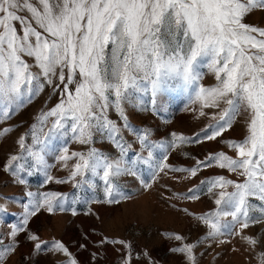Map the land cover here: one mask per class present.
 <instances>
[{"label": "snow or ice", "instance_id": "1", "mask_svg": "<svg viewBox=\"0 0 264 264\" xmlns=\"http://www.w3.org/2000/svg\"><path fill=\"white\" fill-rule=\"evenodd\" d=\"M256 8L264 9V0H0V113L7 117L46 85L60 95L55 106L36 116L32 143L25 144L23 135L19 138L22 151L9 157L4 170L20 184L26 183L21 173H43L45 184L54 180L45 155L51 142L60 139L64 146L57 160L69 174L55 182L71 181L77 191L85 187L95 191L99 178L103 202H117V195L123 197L117 177L131 175L147 188L150 185L138 174L140 165L152 169V180L170 167L164 162L166 155L159 162L153 159L154 150L167 152L177 141L193 142L176 133L169 144L150 141L148 132L127 122L124 104L135 94L150 91L155 112L158 96L173 82L184 90L195 86L193 103L199 104L200 116L209 117L201 129L203 139L221 137L242 113L247 116V135L241 141H222L235 150V157L210 153L191 169H171L195 176L201 168L216 166L239 179L215 176L182 195L197 199L201 185L208 186L215 208L197 219L207 227L210 239L242 235L250 225L264 224V27L243 22ZM205 60L215 76L213 86L199 83L198 68ZM112 109L124 121L122 127L109 118ZM124 130L136 137L146 155L128 158L131 145L124 140ZM96 136L111 142L119 155L110 157L93 147ZM65 138L89 147L70 151ZM26 195L30 199L22 205L23 218L10 226V237L25 231L23 226L41 210L66 211L69 198L59 192ZM79 199L74 196L72 203ZM6 212L0 204V213ZM28 239L38 241L31 233ZM243 239L253 247L258 243L254 237ZM47 243L36 242L34 253ZM193 248L185 244L173 251L185 252L194 261ZM14 251L13 244L0 241V264ZM49 251L70 255L58 240L52 241ZM66 264L77 262L70 259ZM259 264H264V252Z\"/></svg>", "mask_w": 264, "mask_h": 264}, {"label": "rangeland", "instance_id": "2", "mask_svg": "<svg viewBox=\"0 0 264 264\" xmlns=\"http://www.w3.org/2000/svg\"><path fill=\"white\" fill-rule=\"evenodd\" d=\"M243 22L264 27V9L252 10ZM33 71L36 69L33 68ZM198 71L202 76L200 84L206 87L215 85V76L208 69L206 60ZM195 91V86L184 90L177 88L173 82L158 96L155 112L152 110L150 91L137 93L124 104L127 122L137 131L148 132L150 141L169 144L173 140L172 133H176L193 142L181 144L177 141V146L168 148L167 152L155 149L153 159L159 162L166 155L164 162L170 167L152 180V169L148 165H140L138 174L150 185L147 188L131 175L117 177L115 182L123 197L117 195V202L114 203L103 202V181L99 178H96L95 191L87 187L77 191L71 181L55 182L56 179H66L69 174V170L57 160L59 149L64 146L60 139L51 142L45 155L51 166L49 174L54 180L45 184L43 173H21L26 183L20 184L15 182L16 178L10 172L4 170L9 157L21 153L18 140L22 135L25 144L32 143L31 126L36 123V116L59 102L58 92L54 93L46 85L38 95L22 107L12 110L7 117L0 113V204L7 209L6 213H0V241L3 245L13 244L15 249L7 255L3 264H66L70 259H75L77 264H259V254L264 252V224L250 225L242 235H222L216 240L210 239L207 237V227L197 219L215 208L214 197L207 192L208 186L201 185L197 199L189 200L182 195L189 188L200 185L202 180L215 176L239 178L216 166L201 168L195 176L185 171L171 170L191 169L210 153L222 151L235 157V150L222 141H241L247 135V116L242 113L221 137L211 141L203 139L201 129L209 123V117L199 115V104L193 103ZM108 115L123 126L124 121L114 109ZM122 134L127 144L131 145L129 159L136 153L146 155L130 131L124 130ZM65 139L70 151L83 152L89 147ZM197 139L201 142H194ZM92 146L110 157L119 155V150L111 142L101 141L99 136L95 137ZM29 191L68 193L66 211L57 209L49 213L41 210L23 226L25 231L17 233L15 238L10 237V226L19 224L23 218L22 205L28 203L30 198L26 193ZM76 195L80 199L73 204L72 198ZM73 208L75 215L72 214ZM29 233L36 235L38 241L48 242L47 245L34 253V244L38 241L29 240ZM177 235L181 237L180 240L175 238ZM243 236L254 237L258 243L253 247ZM105 238L106 242L101 243ZM54 240L63 243L70 255L49 251ZM114 240L124 243L110 242ZM225 240L227 242H220ZM185 244L194 245V261H189L185 252L173 251Z\"/></svg>", "mask_w": 264, "mask_h": 264}]
</instances>
